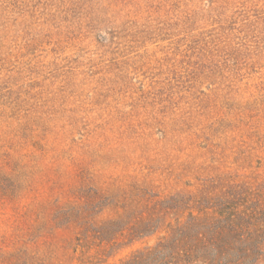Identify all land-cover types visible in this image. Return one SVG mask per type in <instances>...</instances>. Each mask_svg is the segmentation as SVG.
<instances>
[{
	"label": "rangeland",
	"instance_id": "1",
	"mask_svg": "<svg viewBox=\"0 0 264 264\" xmlns=\"http://www.w3.org/2000/svg\"><path fill=\"white\" fill-rule=\"evenodd\" d=\"M213 177L264 178V0H0V264H85L56 216L81 187L101 221Z\"/></svg>",
	"mask_w": 264,
	"mask_h": 264
},
{
	"label": "trees",
	"instance_id": "2",
	"mask_svg": "<svg viewBox=\"0 0 264 264\" xmlns=\"http://www.w3.org/2000/svg\"><path fill=\"white\" fill-rule=\"evenodd\" d=\"M74 192L75 203L60 206L56 216L74 226V250L86 254L85 264L102 262L122 239L158 232L163 235L155 245L120 264H264V178H207L167 195L130 184L108 207L110 218L101 221L106 193L83 187Z\"/></svg>",
	"mask_w": 264,
	"mask_h": 264
}]
</instances>
